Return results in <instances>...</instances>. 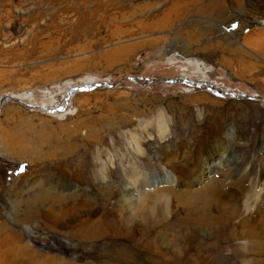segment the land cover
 Here are the masks:
<instances>
[{"label": "rangeland", "instance_id": "rangeland-1", "mask_svg": "<svg viewBox=\"0 0 264 264\" xmlns=\"http://www.w3.org/2000/svg\"><path fill=\"white\" fill-rule=\"evenodd\" d=\"M214 1L0 0V99L14 96L34 106L13 100L0 105V229L16 235L12 247L18 264H136L120 258L122 247L140 255L135 259L141 262L173 264L188 247L191 263L198 261L193 264H247L250 259L264 264V254H246L232 238V225L196 226L197 210L180 208L171 215L166 200H148L142 209L119 207L123 195L134 198L118 159L137 157L135 140L144 149L137 162L151 174L171 171L169 160L186 161L195 170L211 153L217 166L215 152L224 147L241 158L233 165L253 163L254 177L264 168L263 100L207 89L213 84L224 92L264 98V37L255 35L264 26L232 9L231 2L245 6V1L219 0L226 3L220 16ZM178 2L183 12L170 14ZM217 19L231 20L221 28L236 39L253 34L248 47L235 51L219 44ZM181 76L204 87L145 82ZM124 79L114 89L69 95L76 86ZM164 123L170 132L166 141L159 137ZM113 158L117 165L104 183L98 172ZM59 169L80 176L90 201L110 223L102 239H76L78 215L67 216L57 228L32 218L56 196L45 190H63ZM234 170L226 163L212 177L230 182ZM178 177L180 184L173 188L178 193L208 182L186 185L187 171ZM173 201L174 211L179 204ZM191 233L194 238L186 244Z\"/></svg>", "mask_w": 264, "mask_h": 264}, {"label": "bare ground", "instance_id": "bare-ground-1", "mask_svg": "<svg viewBox=\"0 0 264 264\" xmlns=\"http://www.w3.org/2000/svg\"><path fill=\"white\" fill-rule=\"evenodd\" d=\"M243 1H245L246 4L245 6H242L240 3H235L234 1L231 2L232 9L235 10L236 12H240L241 14L243 13L246 16L247 15L251 16L250 18L251 20L253 19V22L255 23L257 22L258 24H262L264 26V0H243ZM178 5L181 6L180 2L173 5V9L170 11V14L173 12L177 16H180L185 6L184 7L182 6L183 8H179ZM225 7H226V3L220 2L219 0H215L212 6V8L217 9V10L214 9V12H216V14L219 16L222 14V11L223 9H225ZM166 16L167 18H170L169 14ZM218 20L219 19H217V21ZM229 20L228 19H226L225 21L219 20L220 22H216L218 26L216 30H218L219 33H222L221 35L223 36L217 42L218 43L223 42L225 45H227L228 47H230L235 51H239L240 48L243 49L244 47H248L246 46V43H248L249 45L250 38L253 37V34L249 33L248 35L244 36L241 40L236 39L237 37L233 36L232 33L227 32L226 27H224L223 29L221 28L222 25H224L222 23L227 22ZM246 21L252 22L248 19ZM162 22L166 23V20H163ZM243 27L244 25L240 26L241 29ZM255 32H257V34L255 35L259 36V38L264 37V31L257 30ZM218 43H216V45ZM181 77L183 79L186 78L185 76H181ZM192 82L194 83V86L187 84L186 85L189 87H197V88L204 87V84L202 83H197L195 81ZM169 133L170 132L166 124L165 123L161 124L159 127V137L161 138L162 141L164 140L166 141L169 138ZM132 150L136 153L137 157L141 156L144 153V149L141 141L135 140ZM261 151H264V149L263 150L261 149ZM215 154L217 155L218 158L217 160L219 162L217 166L214 163L216 157L213 155V153H211L206 157L202 158L200 163L198 162L199 165L198 167H196L195 170H191L189 168V164L186 161L184 163H182V161L173 163L172 162L173 160H169L167 163L170 164L171 171L159 172L153 174L143 170L139 166V163L137 162L138 158L133 157L132 154L119 155L120 159H118V162H119V167L122 169L121 175L124 178L123 181L125 183V186L127 188H130V190L128 191L131 190L134 191V194H132L131 196L135 198V199L129 198L128 196L123 195L119 199L120 210L126 211L129 209L130 210L142 209V207L146 205V201L148 200L158 202V204L166 200V207L169 206V212L171 215H173L180 208H183L188 213L191 210H197L200 214L201 219L199 220L200 223L195 224L196 226L198 225L200 227L211 229L219 226L220 223L222 222L227 224L228 226L232 225V238L240 243L242 249L245 250L244 252L246 254L253 252L264 254V168L260 170L261 172L255 173L257 175L254 177V175H252L253 163H250V165L244 164L242 168L238 167V165L235 164L233 165L234 162H239L241 158L231 157L232 153L229 151V147H224L222 149L220 148L218 149V151L215 152ZM230 158H234L236 160L231 162L232 159ZM175 159H178V157H175ZM226 163L231 164L235 168L234 170L235 178L232 177V179L234 180L233 181L229 180L230 182L215 181L216 179L212 177L213 173L217 174L220 171H222V169L224 170V166ZM116 165L117 162L113 158L111 159L109 164L105 165L104 168L99 170L98 174L101 176V179L104 181V183L108 181L109 174L110 172H112L111 170H114L112 168L115 167ZM59 170L62 172V182L64 184L63 190L62 191L45 190L44 192H54L56 196L51 200L44 202L42 204V209L39 210L38 213H35V215L32 218L34 217L41 218L44 222L51 225V227L57 228L59 224L64 222L67 216L78 215L77 225L75 226V232H74V235H76V239L85 240V242L96 239H102L107 233L106 230L108 229L109 222L106 221L107 219L105 220V216H103V213H101L99 207L98 208L96 207V203L94 202V200L90 201L88 197V193L83 188L84 183L80 178V176H77V174H70V176H68L64 173L66 171H63L61 169ZM183 171H187V174H189L186 185L187 184L203 185L207 181L208 182L207 184H205V186H203L201 189L197 191H193V190L189 192L182 191L178 193L173 188L179 186L180 181L178 175ZM163 184H165L169 188H161V185ZM105 193L107 194V201H109L110 199L109 192L106 191ZM174 199L175 201L177 200L176 202L179 205H177L176 209L173 211L172 209H170V205H172V201ZM193 238L194 235L193 233H191L185 236L184 240L187 244L189 241L191 242ZM15 239H16L15 234H9L7 230L0 229V264H18V260L15 259L16 256L15 251L13 250L12 247V244L15 242ZM156 243L157 241L154 238L153 245H155ZM148 244H150V242ZM184 250L185 251L181 255L182 257L179 258L177 261L175 260L173 264L198 263L197 260L191 263L192 257H189V255L187 254L188 247H185ZM119 251L122 252L120 258L126 261L131 258L133 262H135L136 264H159L157 261L148 262L145 259L146 261L143 260L141 262V260L135 259L140 255L138 254L139 256H137L136 252H134L132 249L128 247H122L120 248ZM115 253L117 252L115 251ZM131 256H134V258H132ZM251 261L252 260L250 259L249 262H247V264H252ZM47 263L48 262H46V264Z\"/></svg>", "mask_w": 264, "mask_h": 264}, {"label": "water", "instance_id": "water-1", "mask_svg": "<svg viewBox=\"0 0 264 264\" xmlns=\"http://www.w3.org/2000/svg\"><path fill=\"white\" fill-rule=\"evenodd\" d=\"M126 79L138 82L135 79V77H129V78H126ZM126 79L121 80V81H117V82H115L113 84L107 83V82H98V83H96V84H94L93 86H90V87H87V86H76V87H73V88H71L69 90V95H72L73 91H75V90H77V91H93V90H95V89H97L99 87H104V86L107 87L108 89H114L115 87H117L120 83H122ZM159 81L172 82V83L173 82H183V83H185L187 85L194 86V83L191 80H189L187 78L183 79L182 77L181 78H173V79H146L145 80L146 83H154V82H159ZM207 89L213 90V91H217V92H221L223 94H231V95H233L236 98H248V99H252V100L261 99L264 102V98H261V97H258V96H251V95H247L245 93L237 94V93H233V92H230V91H226V92H224L222 90L219 91V89L216 88L213 84H209L207 86ZM8 100L17 101L19 103H22L26 107H30V108L34 107L32 105L27 104L23 100H20V99H18L16 97H12V96H8V95H6V96H4V97H2L0 99V105L4 104ZM53 111L54 110L51 109L50 111L48 110L47 112H53Z\"/></svg>", "mask_w": 264, "mask_h": 264}]
</instances>
